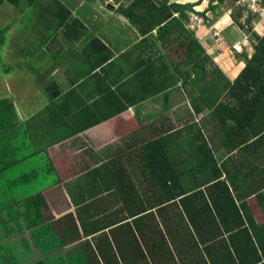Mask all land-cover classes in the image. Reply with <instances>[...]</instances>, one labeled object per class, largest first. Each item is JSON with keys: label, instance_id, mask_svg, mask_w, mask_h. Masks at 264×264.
Wrapping results in <instances>:
<instances>
[{"label": "crops", "instance_id": "obj_1", "mask_svg": "<svg viewBox=\"0 0 264 264\" xmlns=\"http://www.w3.org/2000/svg\"><path fill=\"white\" fill-rule=\"evenodd\" d=\"M52 1L46 0L51 3ZM60 1L72 12V16L66 12L64 20L79 19L88 30L89 36L92 34L100 39L108 50L100 55L91 53V50L82 54L85 45L84 37L81 36L82 31H79L76 42L71 41L69 37L66 38L64 34H59L57 38L61 45L60 49L66 52V56L62 61H57L56 56L59 53L56 52L59 50V44L45 43L44 50L49 46L48 50L52 55L51 60H46L50 66H35L36 68L33 66L35 71L31 70L32 66H22L26 63V55L17 51L19 58L13 65L16 66L13 73L18 72L19 77L23 76L27 84L30 78L26 73L29 76L33 75V84L39 87L32 90L30 86L22 88L20 85L16 94L9 90L0 91V98L12 97L11 102L17 113L15 119L17 126L24 123L30 133V136L29 134L25 136L27 139L24 136L20 140L17 136L12 137L11 155L3 157V161L9 162H0V173L5 175L8 184L16 183L20 177L37 174L39 183L40 180L43 183L39 191L50 209L51 193H55L58 188L66 193L68 210L61 213L59 210L53 211L55 208H52L53 216L59 218L76 213V201L80 204L82 199L93 198L102 191L107 192L115 175L114 169L107 166L125 168L127 171H123V174L121 172L119 176L128 182L134 184L142 180L145 182L146 167H126L125 149H131L134 147L132 145L145 144L155 136L161 135L168 124L172 135L168 147L169 160L176 170L174 182L180 194L183 193L182 188L185 190V195H175L173 199L162 203V193L156 191L153 193L148 187L140 186L127 197L133 201L134 206L129 210L125 208L122 210V216H126L122 223L126 225L124 229H142L138 237L132 239L126 246L127 250L136 255L131 257V264L264 262V243L260 235L264 225V198H257L259 194H264L257 192L264 191L262 189L264 159L257 158L261 150H264V143L262 142L261 147L257 149H251L254 146L250 149L244 147L239 149V146L238 149L231 150V144L221 141L224 130L218 127L216 118L212 116L214 113L202 104L199 106L201 110H195L197 102L194 96L193 74L184 79L188 75V66L180 63L179 58H182L178 56V42L171 40L177 38V34L167 37L170 39L167 43L158 42L155 40L158 37L157 31L144 35L129 18L116 11L120 4L127 7L134 0H87L82 5L76 0ZM164 1L166 0L137 1L134 12L137 17L153 22L155 17L153 5L160 8ZM194 1L168 0L166 3L188 4ZM207 3L208 0H201L193 8L196 11H203L207 9ZM44 7L48 9V3H45ZM110 7L113 8L110 11L114 14L112 17L114 27L113 24L104 22L100 14ZM98 8H101V11L97 10ZM51 10L49 14H52ZM55 15L56 12L46 15L45 19L40 21L37 18L35 23H46L47 29L55 27L52 24L58 23V20L55 21ZM185 23L182 24L184 29L194 33L198 40L205 35V31L196 34L198 31L190 30ZM208 37L207 34L205 39L199 41L206 52H213L211 48L222 52L221 48H215L214 45L207 43ZM217 42L222 44L221 40ZM21 45L23 43L19 46ZM25 45L30 48L27 42ZM244 48L245 54L250 58L251 48L247 46ZM239 59L240 62H233L238 66H222L221 62L216 64L228 79L234 81L245 67V57ZM137 72L142 76L137 77ZM143 77L145 81L151 82L150 89L146 91L133 87L134 83L142 82ZM51 81L57 84V87L50 85L51 91H60V95L55 98H49L46 92V87L50 84L48 82ZM29 90L32 96H26V101L33 103L43 91L44 99L41 97L39 99L42 111L30 107L25 109L26 101L22 96L24 91ZM127 95L134 101L144 97L149 100L142 104L129 105ZM19 102L24 105L22 112L19 111ZM219 102H225V99H220ZM38 114L40 117L33 120ZM149 123L153 125L148 126ZM42 124L45 125V132L40 136L38 129ZM196 130L199 131V137L207 142L201 143V147L203 157H212L213 162L209 164L200 166L199 157L193 155L196 144L193 145L195 141L189 140L192 138L191 132L194 134ZM27 145L28 149L25 148ZM53 147H56V150H53ZM242 155H246L247 161L242 159ZM237 156L241 159H237ZM238 160H241L243 165L240 168L241 172L234 176L239 191H233V196L237 209L241 211L240 216L233 213L225 222L220 212L214 209V213L208 217L205 213L209 208L203 199L211 204L212 196L218 199L223 195L224 185L220 186V183H227V170L234 171L233 164L240 163ZM77 184H82L81 189ZM211 184L219 185L213 186L209 193L208 187ZM198 185L201 186L197 187ZM227 186L233 188L230 184ZM14 191L18 198L28 197L25 190L19 187L14 188ZM253 191L256 195L251 194ZM12 197L14 198V195ZM246 204L250 208L251 219L255 222V225L252 224L255 228L249 226V235L243 231V227L251 224L244 213ZM213 217L216 220H213ZM243 221L245 225L238 227ZM161 229H169L168 237L161 236ZM145 230L155 233L144 238Z\"/></svg>", "mask_w": 264, "mask_h": 264}, {"label": "trees", "instance_id": "obj_2", "mask_svg": "<svg viewBox=\"0 0 264 264\" xmlns=\"http://www.w3.org/2000/svg\"><path fill=\"white\" fill-rule=\"evenodd\" d=\"M137 1L140 0L132 1L127 7L120 4L116 11L125 18H129L131 23L137 26L139 32L144 35L157 31L158 37L155 40L158 42L167 43L170 40L167 37L177 34V38L171 40L178 42V56L182 58H179L180 63L188 66V75L184 79H188L193 74L194 96L197 102L195 103V108L197 106L195 110H201L199 106L202 104L203 107L214 113L212 116L216 118L218 127L224 130L221 141L228 145L231 144V150L238 149L239 146V149L242 147L244 149H250L253 146L251 149L261 147V143H264V34L254 33L253 36L252 31L245 28L246 25L250 24L253 12L248 14L243 24L240 22V17H236L238 14H232L233 20L239 23L240 30L248 34L251 39H255V46L252 57L249 58L245 55V67L241 69L234 81H231L218 67L219 65L211 60L196 35L188 32L182 26L184 20L188 19L185 10L204 15L205 11L197 13L192 9L199 4L200 0L188 4L175 2L167 4L168 0H166L160 8L153 5L155 12L153 22H147L143 18L137 17L134 12ZM237 1L211 0L209 8L214 11L220 4H228V7H231L228 9L233 11ZM261 2L264 3V0ZM4 3L13 5V10L20 7V11L13 12V15L18 16L22 22H26L23 29L30 30L28 34L33 35L28 36V38L26 35L22 39L23 45L18 49L19 52L25 53L26 60L27 56L32 57L34 61H41V66L49 67L50 65L46 63V60H51L52 55L48 50L49 46L44 50L43 44L46 43L47 45L59 44V50L56 52L59 54H57L56 59L62 61L66 52L60 49L61 45L57 36L64 34L66 38L69 37L71 41L76 42L79 31H82L81 36L84 37L83 41H85L82 54L91 50V53L100 55L108 50L100 39L92 34L89 36L88 30L79 19L76 21H68L70 18L64 20L65 13L67 12L68 15L72 16V12L66 9L60 0H53L52 3L46 2V0H0V9ZM45 3H48V9L47 7L43 8ZM11 8H6L5 17L7 12L12 10ZM50 10L52 14L56 12L55 21L58 20V23H52L56 28L49 27L47 29L46 23H33V21H37V18L40 21L45 19L46 15H52L48 13ZM29 22L35 25L37 29L30 28ZM10 26L9 21L8 24H1L0 26V48L4 45V33L9 30ZM262 26L264 27V21ZM26 42L31 48H27L29 53L25 51ZM1 67L5 66H0V69ZM34 67H30L32 71H35L36 67ZM8 72H10L9 69L4 71V73ZM136 76L142 75L137 72ZM48 83H50L46 87L48 97L55 98L58 94L60 95V91L56 88V91L52 89L55 92L51 91L50 85L57 87L56 82ZM133 87L146 91L150 89L151 82L145 81L143 77L142 82L134 83ZM127 99L129 105L142 104L149 100L144 97L134 101L130 100L128 95ZM220 99H225V102L220 103ZM118 109L120 110L121 106ZM16 116L15 106L11 100L0 98V162L2 163L9 162L3 161V157L11 155L10 142L12 137L16 135L25 137L29 132L24 123L17 126ZM151 125L153 123L148 124V126ZM169 130L167 124L161 135L155 136L145 144L132 145L134 147L131 149H125L126 167H146L147 180L145 182L143 180L135 184L128 182L119 176L121 172L123 174V171H127L125 168L107 166L113 168L115 173L107 192L102 191L93 198L82 199L80 204L76 201V213H69L59 218L53 216L47 201L39 191V187L43 185L42 180L38 184L32 183L35 177L38 179L37 174L30 177H20L16 183L8 184L5 175L0 173V264H131V257L136 255L127 250L126 246L132 239L138 237L142 229H124L126 225L122 223L126 216H122V210L123 208L129 210L134 206L133 201L127 197L140 186L148 187L149 191L153 193L155 191L162 193V203L173 199L175 195H185V190L182 188L183 193L180 194V190L174 182L176 170L171 166L169 160L168 147L172 137ZM6 132L10 133L3 136ZM191 135L192 138L189 141H195L192 143L193 145L196 144L193 155L199 157V165L213 162L212 157H203L201 143L207 142L201 136L199 137V131L196 130L194 134L191 132ZM53 150H56V147H53ZM241 157L247 161L246 155ZM257 158L264 159V150H261ZM237 159L241 158L237 156ZM237 162L240 163L236 164L235 162L233 164L234 171L227 170V183H220V186L224 185L223 195L218 199L212 196L211 204L203 199L209 208V211L205 213L208 217L209 214L214 213V209L218 213L220 212V216L225 222L233 216V213L240 216L241 211L237 209L233 191H239L234 176L241 172L240 168H242L243 163L241 160ZM206 170L211 171L212 169ZM155 171L156 182H154ZM262 174L264 175V171ZM58 180L60 182L59 177ZM227 184L233 188L228 187ZM178 185L181 186L180 183ZM216 185L219 184H211L208 187V192L210 193L213 186ZM17 187L25 190L24 192L28 197L25 199L18 198L14 191V188ZM77 187L81 189L82 184H77ZM261 191L263 190L257 192L264 193ZM255 193V191L251 192L253 195H256ZM251 194L249 193V196ZM257 198H264V194H259ZM244 213L250 219L251 224L248 227H243V231L249 235V226L255 228L252 226V224L255 225V222L251 219L250 208L247 207V204ZM213 220L216 219L213 217ZM244 225L245 221L238 227ZM262 227L260 235L264 243V225ZM153 233L155 232L145 230L143 237L146 238ZM160 233L162 237H168L169 229H161ZM19 247L23 250L18 249ZM246 264H251V261Z\"/></svg>", "mask_w": 264, "mask_h": 264}, {"label": "rangeland", "instance_id": "obj_3", "mask_svg": "<svg viewBox=\"0 0 264 264\" xmlns=\"http://www.w3.org/2000/svg\"><path fill=\"white\" fill-rule=\"evenodd\" d=\"M76 1H78V3H80L82 5V3H85L87 0H76ZM195 1H197V0H195ZM210 2H211V0H208L207 9L203 10V11H205L204 15L195 14L193 12H189V11L185 10L184 12H186L187 17H188L187 20H184V22H186L185 26L194 32L198 31V33H196V34H199V32L205 31V35L208 34V36H209L207 43L211 46L214 45L215 48L219 47L222 49V52H221L219 49L213 50L211 48V50L213 52L208 53L211 60L215 64L221 62L222 66H238V65H234L233 62H235V61H236V63L240 62L239 58L245 57V55H247V54H245L246 51H245V48L243 46H247L248 48H251V50L249 52L253 55V53H254L253 49L255 46V43H254L255 39L254 38L251 39L248 34L243 33V31L240 30L239 23H236L233 20L232 14H238L236 17L239 16L240 22H242V24H243V21L245 18L248 17V14L250 12H253V14L251 16L252 18L250 19V24L246 25L245 28L252 31L253 36H254V33L262 35V34H264V27L262 26L263 21H264V3L261 2L260 0H238L235 4V7H233V11L228 9V8H231V7H228V4L227 5H225V4L221 5L220 4V5H218V7L215 8L214 11H211L209 8V5L211 4ZM7 7H12L11 8L12 10H9V12H7V14H6L7 16L5 17L4 14L6 13ZM13 9H14L13 5H10L8 3H4L0 9V26H1V24H4V25L8 24V21L11 24L9 30L6 33H4V37H5L4 38V45L2 48H0V55H1L0 66H5V67H1V69H0V91L9 90L11 92L14 91L16 94V92L19 90L20 85L22 88H25L26 86H30L32 90L34 88L37 89L36 87H39V86H36L33 84V78H34L33 75L29 76L28 73H26L27 77L30 78L29 84H27V83H25L23 76L19 77L20 74L18 72L13 73L16 70V66H13V65H15L16 62L18 61L19 56L17 55V51H18V49H20L19 45L22 44V39H24L26 37V35H27V38H28V36L29 37L33 36V35L28 34L30 32V30L23 29V27L26 25V22H22L18 16L13 15V12L20 11V7L16 8L15 10H13ZM111 9H113V8L110 7L108 10L104 9L103 14L102 13H100V14L103 17V19L105 20L104 22H109V25L113 24V27H114V23L112 20V17L114 16V14L111 13V11H110ZM193 9L197 13L203 12V11H196L195 8H193ZM97 10L101 11V8H98ZM19 16L22 17V15H19ZM34 22L35 21H33V23ZM29 24H30V22H29ZM29 27L35 28V25L30 24ZM90 27H91V25H90ZM205 35L204 36L202 35V37L199 39V41L202 39H205ZM220 40L222 41V44L220 42H217ZM235 43H237L239 46L243 47L242 52H239V54H242L243 56L238 57L237 55H235L238 52V51L236 52L235 49L233 48V45ZM25 49H26L25 51L27 52V46L25 47ZM27 53H29V50ZM252 55H251V57H252ZM233 57H234V59H233ZM11 62L13 64H11ZM25 62L26 63L22 66H41V61H34L32 57L27 56V60H25ZM6 69H9L10 72L4 73V71ZM232 81H233V79H232ZM29 95L32 96L30 90L28 92L24 91V94L22 97L25 98V101H26V96L29 97ZM16 96H18V95H16ZM40 97L44 99L43 91L37 97V101L35 102L38 105L27 100L25 102V105H26L25 109L30 107V109L37 108L40 111H42L43 109L41 108V105H39L40 104V102H39ZM9 98L12 101V97H9ZM18 98H19V96H18ZM23 106L19 102L18 107L20 109L19 110L20 112H22V110H24ZM39 117H40V114H38L37 116H34L33 120H36ZM38 131H39L40 136L43 135L45 132V125L42 124L39 127ZM28 134L30 136L29 132H27V135ZM16 136H17V139L20 140L21 136H18V135H16ZM25 139H27V138L25 137ZM25 148L28 149L29 148L28 145ZM38 182H39V177H38V179H36V177H35L33 179L32 183L38 184ZM68 194H70V193H68ZM51 195H52L51 209L55 208V210H53V211L57 212L59 210V211H61V213L62 212L65 213L69 207V206H67L68 199H66V197H65V195H66L65 191L59 190V188H58L55 191V193H51ZM18 249L23 250V248H21V247H19ZM23 252L25 254H27L25 251H23Z\"/></svg>", "mask_w": 264, "mask_h": 264}, {"label": "built area", "instance_id": "obj_4", "mask_svg": "<svg viewBox=\"0 0 264 264\" xmlns=\"http://www.w3.org/2000/svg\"><path fill=\"white\" fill-rule=\"evenodd\" d=\"M261 1V0H260ZM244 47V46H243ZM243 47L239 46L237 43L233 45V48L237 52H242ZM241 48V49H240Z\"/></svg>", "mask_w": 264, "mask_h": 264}]
</instances>
